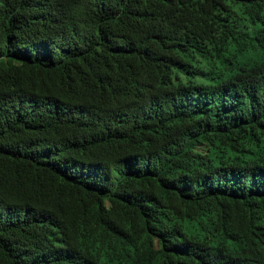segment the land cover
Instances as JSON below:
<instances>
[{"label": "trees", "instance_id": "1", "mask_svg": "<svg viewBox=\"0 0 264 264\" xmlns=\"http://www.w3.org/2000/svg\"><path fill=\"white\" fill-rule=\"evenodd\" d=\"M0 264H264V0H0Z\"/></svg>", "mask_w": 264, "mask_h": 264}]
</instances>
